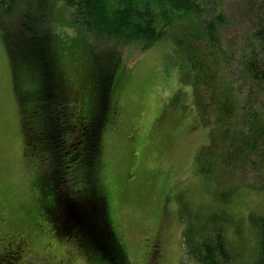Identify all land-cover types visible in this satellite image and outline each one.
<instances>
[{
	"label": "trees",
	"instance_id": "trees-1",
	"mask_svg": "<svg viewBox=\"0 0 264 264\" xmlns=\"http://www.w3.org/2000/svg\"><path fill=\"white\" fill-rule=\"evenodd\" d=\"M0 7L19 16L14 30L3 32L14 46L15 64L23 59L34 70L35 89L21 92L30 104L24 109L23 130L27 146L39 143L38 157L46 169L37 178L38 197L18 205L26 213L24 221L41 229L36 219L44 215V228L50 224L53 233L74 240L89 260L130 264L97 175L104 139L119 116V47L128 44L145 51L172 38L180 62H186L181 73L192 82L195 104L211 129L196 170L219 184L234 182L219 191L223 204L245 184L248 169L258 166L259 177H264V19L256 22L238 68L231 66L223 41L227 17L222 0H0ZM65 12L71 27L90 34L88 50L105 42L95 56L96 79L90 76L85 87L70 82L60 68L63 56L53 20ZM205 218L187 224L186 255L201 264H237L239 255L226 234L229 223L240 231L236 219L218 210ZM252 221L258 230L254 264H264V214L252 215ZM15 234L9 241L20 238L24 243L0 246V264H17L28 244L26 237Z\"/></svg>",
	"mask_w": 264,
	"mask_h": 264
},
{
	"label": "rangeland",
	"instance_id": "rangeland-1",
	"mask_svg": "<svg viewBox=\"0 0 264 264\" xmlns=\"http://www.w3.org/2000/svg\"><path fill=\"white\" fill-rule=\"evenodd\" d=\"M222 1L227 17L223 41L229 47L231 66L239 68L256 22L264 19V0ZM17 19L18 14L9 15L0 7V246L18 233L28 244L17 264H112L89 260L74 240L53 233L50 224L45 229L44 215L38 214L36 220L43 225L38 229L34 221H24L25 211L17 209L19 203L30 204L38 197L37 178L46 170L39 143L27 146L23 130L24 109L30 104L21 92L35 89L34 70L23 59L15 64L14 46L3 32L14 30ZM53 23L63 56L62 72L81 87L90 76L95 81L93 68L99 71L95 60L105 42L98 41L99 48L88 50L90 34L71 27L66 12L55 14ZM166 39L145 51L129 44L119 47L122 59L116 66L120 79L115 99L119 116L104 139L102 163L97 167L116 231L130 264H201L186 255L184 231L190 222L205 220L206 214L218 210L230 213L239 224L240 231L231 223L226 229L239 255L237 264H254L258 230L252 215L264 214V184L259 185L264 177H259L258 166L248 169L245 184L223 204L219 191L234 182L219 184L196 170L198 157L210 143L211 129L197 109L192 82L181 73L186 62H180L172 38ZM261 95L264 101V91ZM256 183L257 187H247Z\"/></svg>",
	"mask_w": 264,
	"mask_h": 264
},
{
	"label": "flooded vegetation",
	"instance_id": "flooded-vegetation-1",
	"mask_svg": "<svg viewBox=\"0 0 264 264\" xmlns=\"http://www.w3.org/2000/svg\"><path fill=\"white\" fill-rule=\"evenodd\" d=\"M21 242L24 243L20 238H17V239H15V240L9 241L8 243H10L11 246L9 245V246L7 247V249L10 248V247L12 248L13 245L20 246V245H21ZM8 243H7V244H8ZM7 244H6V245H7Z\"/></svg>",
	"mask_w": 264,
	"mask_h": 264
},
{
	"label": "crops",
	"instance_id": "crops-1",
	"mask_svg": "<svg viewBox=\"0 0 264 264\" xmlns=\"http://www.w3.org/2000/svg\"><path fill=\"white\" fill-rule=\"evenodd\" d=\"M197 109H198V107H197ZM200 113V112H199Z\"/></svg>",
	"mask_w": 264,
	"mask_h": 264
}]
</instances>
